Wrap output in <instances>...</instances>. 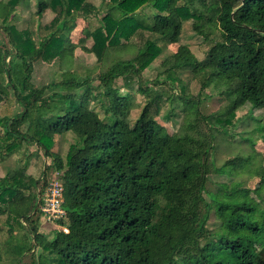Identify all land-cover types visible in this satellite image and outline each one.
Here are the masks:
<instances>
[{"label":"trees","instance_id":"16d2710c","mask_svg":"<svg viewBox=\"0 0 264 264\" xmlns=\"http://www.w3.org/2000/svg\"><path fill=\"white\" fill-rule=\"evenodd\" d=\"M20 8L38 22L54 12L36 41L16 28ZM78 19L88 23L73 42ZM186 21L209 43L201 59L180 42ZM173 43L177 49L154 79H143V70ZM119 45L134 52L127 69L98 74L96 83L71 69L75 48L107 55ZM50 58L63 60L66 70L36 85L35 63ZM183 73L200 81L197 94L187 90ZM214 90L225 101L205 113L200 104ZM134 91L144 97L141 108ZM10 93L20 110L0 117V217L12 218L5 244L16 258L28 253L29 264H264V204L239 182L207 187L211 172L225 174L248 161L235 157L216 166L214 132L235 127L241 106L248 107L247 120L259 121L255 111H264V0H101L98 6L0 0V95ZM158 115L178 118L177 129L169 132ZM66 132L76 140L62 158L52 148ZM30 145L51 158L50 174H60L65 215L56 222L66 232L47 237L39 230L43 188L36 190Z\"/></svg>","mask_w":264,"mask_h":264},{"label":"rangeland","instance_id":"374dc122","mask_svg":"<svg viewBox=\"0 0 264 264\" xmlns=\"http://www.w3.org/2000/svg\"><path fill=\"white\" fill-rule=\"evenodd\" d=\"M96 6L99 5L101 0H90ZM23 9H18V20L15 21L16 28L20 32L28 33L31 39L37 40V35H42L46 33L49 28L47 24L54 17V12L47 10L44 16L41 18L40 22L33 21L29 12ZM91 25L96 24L95 19L89 18ZM89 21V22H90ZM88 20L78 19L76 22V27L70 33V40L77 42L79 38L83 35L82 28ZM39 24V25H38ZM22 34V35H25ZM91 39L86 40L87 46L91 45ZM180 42L187 44L194 55L201 59L205 51L208 48V41L203 40L201 36L195 34L190 26V21H186L183 24ZM178 44L173 43L167 45L163 48V51L158 55L150 65L145 68L142 72L143 79L150 82L156 76L159 68L160 62L171 52L177 49ZM73 65L71 69L80 74L82 77L85 74H90L94 78V83L97 82L95 79L98 74H104L109 70L118 71L120 69H127L129 66V61L134 55L131 49H128L122 45L109 47L107 55L101 53L96 54L94 52H86L80 47L74 50ZM56 59H42L37 61L34 66L32 80L36 85H41L49 82L51 79H59L60 73L66 70V64L63 60L56 62ZM183 82L187 85V90L192 94H197L200 89V81L197 78H192L188 73L182 74ZM122 80H117V85L120 87V92L124 93ZM150 84V83H149ZM161 86L157 85L156 88L159 89ZM178 91V88H176ZM207 90V89H206ZM218 90H214L211 97L205 98L200 104V108L203 112L208 113L210 111H215L218 107L225 101L223 95L218 94ZM133 99L141 104L139 108L142 107L145 100L142 94L138 92H133ZM92 106L98 111L100 117H103V111L97 103H91ZM139 108L133 109L130 114L131 120L137 116ZM247 106L239 107L235 112V127H231L227 134L222 131H215L214 137V147L212 150V157L216 166H220L228 159H233L235 157H241L247 159L248 166H236L230 172L225 174H218L211 172L209 176V181L207 187L209 190H215L217 184L220 182H239L242 186L247 187L251 191V195L257 199L261 200L264 204V185L260 184L261 173L264 171V111L261 109L255 111V115H258L259 121L247 120ZM20 110L19 104L15 101L14 97L10 93L9 95H0V117L1 116H11ZM238 119V120H237ZM157 120L165 125L169 132L177 129L179 124L178 118H170L169 121H165L162 116L158 115ZM237 120V122H236ZM249 122V123H248ZM248 132V133H247ZM240 134L249 137L250 141L242 140ZM76 137L71 132H66L62 135L55 136V144L53 146V151H56L62 158H65L67 149L70 143L74 142ZM27 152L31 155L33 167L30 169L36 177L39 178V186L36 190L44 188L46 184L44 183V175L49 176L50 171L47 165L51 163V158L43 154V151L38 149L35 145H30L27 148ZM16 158L13 157L9 162H14ZM43 171L45 174L43 175ZM57 171L52 172L50 177ZM47 179V178H46ZM50 180V179H49ZM46 183V182H45ZM262 198V199H261ZM37 209L33 212L35 214ZM39 215V230L42 231L47 237H50L54 230H59L60 226L55 220L45 221L40 213ZM214 216L210 215L207 226L209 228L213 227ZM13 225L11 217H0V264H29L30 256L28 253H23L21 256H17L11 252L9 245L5 244L9 239L8 226ZM39 250L37 247L34 249Z\"/></svg>","mask_w":264,"mask_h":264},{"label":"built area","instance_id":"2783aa9c","mask_svg":"<svg viewBox=\"0 0 264 264\" xmlns=\"http://www.w3.org/2000/svg\"><path fill=\"white\" fill-rule=\"evenodd\" d=\"M63 183L60 174L56 172L44 186L39 196V212L45 221L57 220L64 217L65 211L63 203ZM60 230L67 231L66 226H60Z\"/></svg>","mask_w":264,"mask_h":264},{"label":"crops","instance_id":"0c3cea01","mask_svg":"<svg viewBox=\"0 0 264 264\" xmlns=\"http://www.w3.org/2000/svg\"><path fill=\"white\" fill-rule=\"evenodd\" d=\"M20 9H23L22 11L26 10L27 12H29L27 9H24V8H20ZM51 11V10H50ZM53 12V11H52ZM30 14V13H29ZM45 14V13H44Z\"/></svg>","mask_w":264,"mask_h":264},{"label":"water","instance_id":"95a60500","mask_svg":"<svg viewBox=\"0 0 264 264\" xmlns=\"http://www.w3.org/2000/svg\"><path fill=\"white\" fill-rule=\"evenodd\" d=\"M37 202H39V199H38V201H37ZM35 209H37V207H36ZM35 209H34V211H35Z\"/></svg>","mask_w":264,"mask_h":264}]
</instances>
